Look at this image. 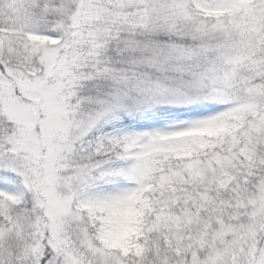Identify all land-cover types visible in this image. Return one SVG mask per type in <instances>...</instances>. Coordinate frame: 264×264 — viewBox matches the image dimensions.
Instances as JSON below:
<instances>
[{
  "label": "snow or ice",
  "instance_id": "6c2138e0",
  "mask_svg": "<svg viewBox=\"0 0 264 264\" xmlns=\"http://www.w3.org/2000/svg\"><path fill=\"white\" fill-rule=\"evenodd\" d=\"M0 264H264V0H0Z\"/></svg>",
  "mask_w": 264,
  "mask_h": 264
}]
</instances>
